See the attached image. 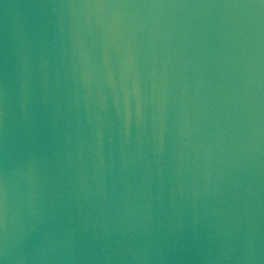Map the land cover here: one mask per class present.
I'll use <instances>...</instances> for the list:
<instances>
[{"label":"water","instance_id":"95a60500","mask_svg":"<svg viewBox=\"0 0 264 264\" xmlns=\"http://www.w3.org/2000/svg\"><path fill=\"white\" fill-rule=\"evenodd\" d=\"M0 264H264V0H0Z\"/></svg>","mask_w":264,"mask_h":264}]
</instances>
